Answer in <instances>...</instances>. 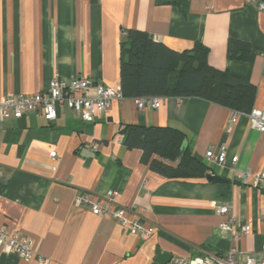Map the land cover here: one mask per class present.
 <instances>
[{
    "label": "crops",
    "instance_id": "crops-1",
    "mask_svg": "<svg viewBox=\"0 0 264 264\" xmlns=\"http://www.w3.org/2000/svg\"><path fill=\"white\" fill-rule=\"evenodd\" d=\"M128 29L176 51L203 43L209 63L255 85L253 109L264 107V10L254 0H0V95L41 92L54 76L121 88ZM231 41L249 44L246 59L229 56ZM128 124L183 130L184 147L209 166L206 173L216 166L228 182L156 171L141 149L125 144ZM222 145L226 165L210 162L207 150ZM262 172L264 132L248 113L198 97H164L159 108L142 109L124 97L92 122L64 105L51 122L35 110L10 114L0 122V226L32 238L44 261L0 246V264H162L158 248L172 254L165 264L233 247L241 260L260 259L264 180L255 185L254 176ZM109 192L153 233H132L77 202L85 193L105 203ZM215 204H228L230 212L220 214ZM224 222L250 230L239 239L221 228Z\"/></svg>",
    "mask_w": 264,
    "mask_h": 264
},
{
    "label": "trees",
    "instance_id": "trees-1",
    "mask_svg": "<svg viewBox=\"0 0 264 264\" xmlns=\"http://www.w3.org/2000/svg\"><path fill=\"white\" fill-rule=\"evenodd\" d=\"M249 44L231 41L229 56L246 59ZM121 90L124 97H198L234 111L253 110L256 86L213 67L208 48L196 42L191 49L176 51L142 30L124 31L121 41ZM125 144L143 151L142 161L171 178L206 175L209 166L184 147L186 133L171 126L128 124Z\"/></svg>",
    "mask_w": 264,
    "mask_h": 264
},
{
    "label": "built area",
    "instance_id": "built-area-1",
    "mask_svg": "<svg viewBox=\"0 0 264 264\" xmlns=\"http://www.w3.org/2000/svg\"><path fill=\"white\" fill-rule=\"evenodd\" d=\"M258 9L264 10V0H254ZM124 95L120 87L104 84L95 81L91 77L73 76L70 80L54 76L46 90L34 94H9L0 95V122L10 114L16 118H22L30 111L40 112L44 118L51 122L58 116V108L67 106L76 112L80 118L87 122L95 121L97 115L105 113L116 99H123ZM163 96H144L134 98L138 108H144L147 104L154 108H159L163 102ZM252 124L260 131L264 132V107L254 108L248 113ZM232 120H235L233 115ZM93 148H99V144L94 142ZM56 156V152L53 153ZM206 157L210 162L226 165L227 153L225 147L211 146ZM238 161V156L232 157L233 165ZM248 175V174H247ZM264 180V172L254 176V184L257 185ZM114 192L106 195L105 203L90 202L85 193L77 195L78 203H87L91 210L101 216H110L118 223L127 228L132 233L142 236H149L154 231V226L143 222L139 214H135L131 209L119 206L114 202ZM215 208L220 214H228L230 206L228 204H215ZM223 230L233 232L236 238H242L249 232L250 226L245 224L241 227L224 222L221 225ZM0 246L5 251L16 252L23 258L30 259L39 256L32 238L12 233L5 227L0 226ZM263 255L260 259L248 257L241 260L237 257L238 250L233 247L225 254H207L198 257H182L178 259L179 264H264V244L262 246Z\"/></svg>",
    "mask_w": 264,
    "mask_h": 264
},
{
    "label": "water",
    "instance_id": "water-1",
    "mask_svg": "<svg viewBox=\"0 0 264 264\" xmlns=\"http://www.w3.org/2000/svg\"><path fill=\"white\" fill-rule=\"evenodd\" d=\"M216 170V166L213 167L212 172H208L206 173V178L208 181L213 182V183H223V182H228V179L217 175L216 173H214V171ZM156 259L158 261H160L162 264L167 263L168 261H170L172 254L168 253V252H163L161 249H157V253H156Z\"/></svg>",
    "mask_w": 264,
    "mask_h": 264
}]
</instances>
